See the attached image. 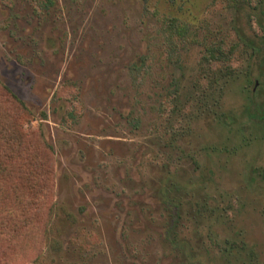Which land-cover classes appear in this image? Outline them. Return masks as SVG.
<instances>
[{
	"label": "rangeland",
	"instance_id": "rangeland-1",
	"mask_svg": "<svg viewBox=\"0 0 264 264\" xmlns=\"http://www.w3.org/2000/svg\"><path fill=\"white\" fill-rule=\"evenodd\" d=\"M256 75L264 0H0V82L53 149L57 205L9 264H264Z\"/></svg>",
	"mask_w": 264,
	"mask_h": 264
},
{
	"label": "trees",
	"instance_id": "trees-1",
	"mask_svg": "<svg viewBox=\"0 0 264 264\" xmlns=\"http://www.w3.org/2000/svg\"><path fill=\"white\" fill-rule=\"evenodd\" d=\"M164 24L171 35V30L182 37L187 33L186 24L175 18H166ZM246 44L252 55L259 52L255 42ZM214 51L209 50L212 57L224 55L220 48L217 56ZM258 85L264 86V81ZM27 114L26 104L0 82V264H9L13 255L19 258L24 245L22 256L27 247H41L57 206L54 152L40 128H26ZM258 114L263 120L264 105Z\"/></svg>",
	"mask_w": 264,
	"mask_h": 264
}]
</instances>
